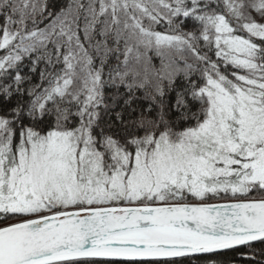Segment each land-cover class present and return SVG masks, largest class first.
<instances>
[{"label":"snow or ice","instance_id":"obj_1","mask_svg":"<svg viewBox=\"0 0 264 264\" xmlns=\"http://www.w3.org/2000/svg\"><path fill=\"white\" fill-rule=\"evenodd\" d=\"M264 264V0H0V264Z\"/></svg>","mask_w":264,"mask_h":264},{"label":"trees","instance_id":"obj_2","mask_svg":"<svg viewBox=\"0 0 264 264\" xmlns=\"http://www.w3.org/2000/svg\"><path fill=\"white\" fill-rule=\"evenodd\" d=\"M235 264H245V260L239 254H235Z\"/></svg>","mask_w":264,"mask_h":264}]
</instances>
